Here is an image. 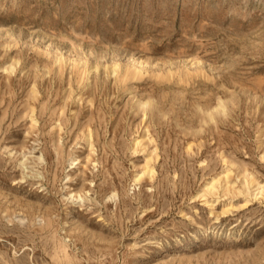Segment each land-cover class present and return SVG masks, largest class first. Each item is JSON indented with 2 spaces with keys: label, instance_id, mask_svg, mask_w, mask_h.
Here are the masks:
<instances>
[{
  "label": "rangeland",
  "instance_id": "1",
  "mask_svg": "<svg viewBox=\"0 0 264 264\" xmlns=\"http://www.w3.org/2000/svg\"><path fill=\"white\" fill-rule=\"evenodd\" d=\"M0 264H264V0H0Z\"/></svg>",
  "mask_w": 264,
  "mask_h": 264
},
{
  "label": "bare ground",
  "instance_id": "2",
  "mask_svg": "<svg viewBox=\"0 0 264 264\" xmlns=\"http://www.w3.org/2000/svg\"><path fill=\"white\" fill-rule=\"evenodd\" d=\"M128 70H126V72H127ZM195 240H197L196 238H195Z\"/></svg>",
  "mask_w": 264,
  "mask_h": 264
}]
</instances>
